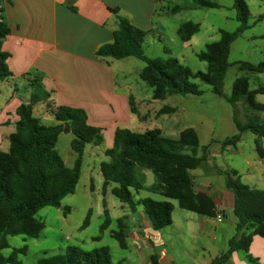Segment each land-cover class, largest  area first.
I'll return each mask as SVG.
<instances>
[{"label": "trees", "instance_id": "obj_1", "mask_svg": "<svg viewBox=\"0 0 264 264\" xmlns=\"http://www.w3.org/2000/svg\"><path fill=\"white\" fill-rule=\"evenodd\" d=\"M4 1L0 0V80L8 81L13 74L8 66L10 54L3 51V42L10 35V27L4 15ZM199 8H219L208 0H191ZM236 19L240 26L235 32L220 31L219 40L206 45L204 51L197 55L208 67L206 72H193L177 58H149L144 54L143 44L146 32L134 27L128 18L119 17V30L114 33L113 42L101 46L98 58L123 60L137 58L144 62L140 79L152 90L154 100L165 101L174 95L201 96L204 91L192 82L199 80L209 86L212 92L224 98L230 105L236 106L244 101L253 115L246 124L235 120L240 134L226 139L223 146H236L242 134L251 132L264 138V103L257 101L258 95H264V86L255 90L250 88L246 76L239 77L233 84L232 93L227 96L224 91L225 77L230 67L229 56L232 44L246 31L252 28L251 10L248 0H233ZM264 1V0H259ZM181 10L176 6L170 12L175 15ZM119 10H114L118 13ZM261 21V18L259 19ZM200 29L192 21L181 24L178 36L182 42H189ZM241 71L264 74V61L259 64L241 63ZM31 96L28 103H22L16 110L18 121L16 130L9 136V149H0V264H22L20 255H25L27 247L13 250L10 256L3 251L10 248L8 237L24 236L38 238L45 224L37 219V214L46 207L62 208L63 200L75 193L79 183L87 145L103 144V129L88 124L86 111L66 106H55L50 102L51 94L45 90L43 78L29 73L27 75ZM1 94V88H0ZM46 104L49 115L57 122L48 126L35 115L37 105ZM131 111L138 114L134 98H130ZM175 108L164 107L158 115L174 113ZM72 134L71 148L77 154L73 168L67 167L56 150L61 134ZM200 141L193 128L180 132L177 139L169 138L160 129L146 130L139 133L129 129L117 128L113 146L105 151L108 160L100 165L104 180V194L110 185H115L112 194L121 202L128 204L133 211L136 204L142 205L146 217L153 229L160 231L173 224L174 205L170 201H156L144 198L135 202L134 193L146 190L177 201L182 210L200 216L217 218L214 200L195 191L191 171L203 167L205 155L199 156ZM207 147L203 149L207 152ZM257 151L264 156V149L258 144ZM150 171L155 177L154 183L146 187ZM226 178L227 188L232 190L234 216L237 219V236L229 241L228 252L213 264H226L233 253L244 252L250 263L249 254L254 236L264 237V190L252 189L241 181L237 172H222ZM70 209L66 208V215ZM86 218L83 227L89 224ZM110 217L105 212V221L101 226L104 232L110 225ZM125 225L120 223L119 230L112 237L122 249H127ZM153 264H156L153 257ZM38 264H115L108 247L86 251L78 246L68 247L64 255L45 257ZM123 264V263H117Z\"/></svg>", "mask_w": 264, "mask_h": 264}, {"label": "rangeland", "instance_id": "obj_2", "mask_svg": "<svg viewBox=\"0 0 264 264\" xmlns=\"http://www.w3.org/2000/svg\"><path fill=\"white\" fill-rule=\"evenodd\" d=\"M218 4L219 8H199L191 0H164L163 5L170 7L171 9L165 11V15H155L154 24L158 25L157 30L161 34L160 39H156V44L150 45L148 41L152 37H149L143 45L144 54L149 58H163L170 57L177 58L182 64L189 67L193 72H206L208 65L198 59L197 55L205 50L206 45L217 41L220 38L219 32L221 30L235 32L240 24L236 19V10L233 8V0H208ZM248 5L251 10V23L258 18L259 15L264 14V1L248 0ZM176 6L181 7V10L173 15L171 10ZM161 7V6H160ZM159 7V9H160ZM159 13L161 11L158 10ZM194 22L200 25L199 32L190 40V42L184 43L177 35V29L181 24L185 22ZM264 24L261 22L254 26L252 29L246 31L241 37L238 38L233 45L230 56V70L226 80L225 91L227 94L232 92V86L234 83V77L238 74V77L248 76L250 79V88L255 90L260 86H264V74H253L244 72L237 66L238 63H253L259 64L264 61ZM248 38H253L249 42ZM187 45V46H186ZM134 64L121 61L116 63L114 67L117 77L122 79L123 75L136 73V71L145 67L144 62L134 59ZM141 69V70H142ZM140 80V79H139ZM140 82H143L140 80ZM193 83L199 85L205 92L201 96H180L174 95L168 97V101L163 103L169 107L178 108L180 121L182 125L192 127L198 130L201 140V146L199 149V156L205 155L206 161L203 169L193 171V173L204 172L205 181L212 185L213 189L221 190L226 189V178L221 175L218 170L232 171L236 170L243 177L241 180L244 184H248L247 170L252 173L250 181L255 179L261 180V174L264 170V156H260L257 151L258 144L264 149V138L258 139L253 133H244L241 141L237 145L236 149L231 147V150H224L223 145L214 144L215 141L222 142L225 139L232 138L240 134L234 116L242 124L247 123L249 116L253 113L249 110L247 104L241 101L234 109L232 105L227 103L220 96L214 94L211 88L199 80H192ZM145 88L152 92L143 82ZM0 114L3 107L10 101L12 95V89L9 83H4L0 80ZM147 96H145V99ZM259 103H264V96H257ZM148 108L152 109L154 113H145L146 116L144 123L140 130L152 129L153 126H161L160 116L156 117L157 106L153 107L151 104ZM41 109H37V115H40ZM264 118V115H261ZM46 125H52L49 121L44 122ZM166 124V123H165ZM151 127V128H150ZM162 127H165L163 125ZM8 130L7 127L4 131ZM211 138L215 141L212 143ZM103 144L96 147L94 145H87L86 155L84 156L81 177L77 185L74 194L67 196L62 202V208L57 209L53 207H46L37 214V219L45 224L44 230L40 233L38 238H28L24 236H10L8 242L10 248L3 251L4 256H10L15 249H22L27 247L25 255H20L19 260L22 264H38L39 260L45 257H53L56 255H64L70 246H78L86 251H91V246L94 238L102 235V245L108 247L113 262L123 264H152V258L154 254L159 257L161 251L166 249L168 256L174 258L177 264H198V259H208V255L203 253L199 249L192 252L191 256L184 247L176 241L174 235L179 233V229L187 231V219L196 218L200 221L201 217L198 214L182 210L177 201L168 200L163 196L150 193L146 190H141L139 193L135 192V202L144 198H152L156 201H170L174 207L173 220L175 222L174 227H169L163 230L160 234L165 246L155 248H145L141 245H136L130 238L133 230V220L140 218V213L144 212L142 206L136 204V212H132L128 204L121 203L112 193L111 190L115 185H111L103 194V178L100 173V165L103 161H106V157H102L103 151L113 146L114 134L112 132L103 133ZM73 140L72 134H61L56 146V150L62 157L63 161L69 168H73L77 154L71 148V142ZM209 145V151L205 152L203 149ZM8 146V145H7ZM4 149L7 150V148ZM97 156L99 159L93 161ZM211 158L210 168L207 166V162ZM196 178V187L200 188L199 176ZM155 181V177L152 172H148V178L145 183L146 187L151 186ZM254 183V182H253ZM92 184V185H91ZM253 185V184H250ZM95 190V191H94ZM69 208L70 211L64 214V210ZM107 209L112 219V224L106 232H101L100 227L105 220L104 211ZM91 212V213H90ZM89 217V224L87 227H83L86 218ZM128 215L129 219L125 222L128 224L127 241L129 249H121L119 243L111 236L112 232L119 230L118 219ZM195 219V220H196ZM195 220L193 222L195 223ZM233 221L237 219L234 214H230L228 220H224L219 223L216 219L211 220L210 226L207 228V232L214 236L206 238L208 245L210 246V252L212 254L217 253L219 256L221 253H227L229 249V243L227 239L234 238L237 235L236 226L232 225ZM175 239V240H174ZM260 240L259 237L254 239ZM203 241V240H202ZM200 241V242H202ZM254 241L250 252L253 260L257 261L253 264H264V261L253 255L256 253L255 248L258 242ZM137 243V242H136ZM240 264H252L246 258L244 252H237L235 254ZM195 257V258H194ZM264 259V256H259ZM220 258V257H219ZM258 258V259H257ZM231 260V258H230ZM229 260V261H230Z\"/></svg>", "mask_w": 264, "mask_h": 264}, {"label": "crops", "instance_id": "obj_3", "mask_svg": "<svg viewBox=\"0 0 264 264\" xmlns=\"http://www.w3.org/2000/svg\"><path fill=\"white\" fill-rule=\"evenodd\" d=\"M163 2L164 0H5L4 15L11 32L3 42V51L10 54L7 63L13 77L5 81L9 83L12 89V95L10 101L3 107L0 114V149L4 151L9 149V136L15 132L16 122L18 121L16 110L22 103H28L30 100L31 89L27 82V75L29 73L39 75L43 78L45 90L51 94L50 102L55 106L83 109L87 113L88 124L103 129V133L112 132L115 134L117 128L129 129L139 133L151 130H140L146 117L143 115V111L145 110L147 114L154 113L151 108H148V105L151 104L153 107L157 106L156 117L159 116L158 113L162 108L169 107L163 104L168 101V98L165 101L153 99L152 92L145 88L143 82H140L142 68L139 71L137 70L136 73L123 75L122 79L117 77L114 69L117 65L116 63L127 61L134 64V59L137 58L130 57L123 60H115L112 58L103 59L98 58L96 52L101 46L113 42L114 33L119 30L120 16L128 18L134 27L146 32L145 41L149 37H152L148 41L150 45L156 44V39H160L162 33L160 34L157 30L158 25L154 24L155 15L157 13L158 15H165V11L171 9L168 6L165 7ZM114 10L119 11L115 13ZM260 18L261 21H259ZM260 22L264 24V14L259 15L251 23L252 28ZM261 38L264 39V36ZM248 40L251 42L253 38H248ZM236 41L232 44V47ZM240 65L241 63L237 65L239 69ZM229 70L230 67L226 73L224 91L227 85L226 80ZM234 78L235 82L239 78L238 74ZM231 93L227 94L225 91L227 96H230ZM145 96H147V99H145ZM131 97L135 100L138 114H133L131 111ZM232 107L235 109L237 105ZM38 108L41 109L40 115L36 113ZM171 108H175L176 111L163 115L161 126H153L152 129H160L165 136L177 139L181 131L192 127L186 128L182 125L178 108L174 106ZM34 112L43 124L47 121L52 123L49 126L57 124L54 118L49 115L50 113L47 111L46 104L37 105ZM235 120L238 119L234 116ZM163 125L165 127H162ZM5 127L8 130L4 131ZM196 131L201 146L200 135L198 130ZM214 141L215 139L211 138V142L213 143ZM224 141L219 142L217 140L214 144L223 145ZM237 145L227 146L224 150H231V147L236 149ZM4 146L7 150L4 149ZM206 147L208 148L207 151H209V145ZM105 151L102 152L101 159L106 157ZM95 157L93 161L99 159L97 156ZM210 163L211 158L206 163L209 168ZM203 167L200 169H203ZM233 171L238 173L236 170L230 172ZM148 172L150 171H145L147 178ZM218 172L223 175L222 172L224 171L218 170ZM261 172H263L261 174V180L255 179L254 181H250L252 173L247 170L246 176L248 177L246 178H248V186L252 189L264 190V170ZM191 174L194 178L195 191L210 196L216 204L217 216L222 214L223 221L228 220L230 214H234L235 197L232 190L229 188L221 190L213 189L212 185L204 180L206 175L204 172L196 174L191 171ZM238 175L242 180L243 177L239 173ZM195 176H199L200 188L196 187ZM106 211L109 214V211L105 209L104 216ZM132 212H136V210H132ZM200 217V221L196 218L187 219V231L185 232L179 229V233L174 235V237L191 256H193L192 252L197 249L209 256L207 260L205 255L203 257L204 259L199 258L198 264H213L215 260L219 259V257L221 258L225 253H221L219 256L217 253L212 254L210 252L211 248L206 238L214 236V234L210 235L207 232V228L210 226L213 218ZM127 219H129V216L125 215L117 220L118 226L122 223L126 227V241L128 237V224L125 221ZM214 219L217 220V218ZM193 220H195V223ZM110 221L109 227L113 223L111 217ZM232 225L236 226V221H233ZM174 226L175 222L173 220V224L169 227ZM169 227L155 231L151 221L146 217L144 212H141L140 218L133 220V230L130 238L136 245H141L145 248H155L156 246L162 248L165 246L162 239L165 234L161 237L160 233ZM255 237H259L260 240L255 241ZM213 239L216 240V237L214 236ZM231 239V237L227 239V243ZM102 241V235L95 237L91 244L93 247L92 250L104 247L101 244ZM254 241L258 242V244L255 248L256 253L253 255L257 256L263 262L264 259H261L259 256H264V237H253L249 254L253 251ZM127 245V249H129L128 241ZM236 253L232 254L231 260L226 264H240L235 256ZM153 257L155 258L156 264H177L173 257L170 258L168 256L166 249L161 251L159 257L157 254L151 256L152 259Z\"/></svg>", "mask_w": 264, "mask_h": 264}, {"label": "built area", "instance_id": "obj_4", "mask_svg": "<svg viewBox=\"0 0 264 264\" xmlns=\"http://www.w3.org/2000/svg\"><path fill=\"white\" fill-rule=\"evenodd\" d=\"M217 220H218L219 222H222V221H223V216H222V214H219V215L217 216ZM162 255H164V254H162Z\"/></svg>", "mask_w": 264, "mask_h": 264}]
</instances>
